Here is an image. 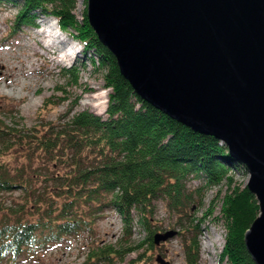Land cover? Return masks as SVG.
<instances>
[{
    "label": "trees",
    "instance_id": "1",
    "mask_svg": "<svg viewBox=\"0 0 264 264\" xmlns=\"http://www.w3.org/2000/svg\"><path fill=\"white\" fill-rule=\"evenodd\" d=\"M9 2L20 4L14 32L21 26H36L37 16H53L61 31L82 44L81 62L60 69L66 84L77 85L79 70L89 62L103 71L110 92L105 118L88 110L74 111L75 98L53 121L40 119L39 125L19 127L0 120L1 151L11 150L14 162L0 163V193H20L8 206L0 203V264L33 259L68 237L94 233L96 221L108 210L121 217L123 233L115 244L91 247L86 264L123 260L145 244L151 249L155 202L165 200L171 211L189 216L185 211L193 198V191L186 187L189 178L201 181L193 192L197 194L226 185L223 195L218 189L211 201L221 200L219 213L225 229L218 264H255L243 235L259 207L246 185L235 183V172L247 171L228 154L225 144L194 132L135 94L114 56L89 26L86 0L80 18L75 13L76 0H0V4ZM55 90L62 96L45 98L38 112L54 98L56 103L66 99L64 86L57 85ZM133 212L147 234L136 244L124 245L133 234ZM190 229L194 235L185 240V261L197 264L201 231L197 224Z\"/></svg>",
    "mask_w": 264,
    "mask_h": 264
},
{
    "label": "water",
    "instance_id": "2",
    "mask_svg": "<svg viewBox=\"0 0 264 264\" xmlns=\"http://www.w3.org/2000/svg\"><path fill=\"white\" fill-rule=\"evenodd\" d=\"M86 17L139 98L244 165L259 214L243 241L264 264V0H86Z\"/></svg>",
    "mask_w": 264,
    "mask_h": 264
},
{
    "label": "rangeland",
    "instance_id": "3",
    "mask_svg": "<svg viewBox=\"0 0 264 264\" xmlns=\"http://www.w3.org/2000/svg\"><path fill=\"white\" fill-rule=\"evenodd\" d=\"M76 1L75 13L80 18L84 0ZM19 10L20 4L17 3L0 4V120L7 125L16 122L19 127L39 125L40 119L53 121L67 110L75 98H77V103L74 111L88 110L105 118L107 96L110 89L104 84L101 69H94L87 62L86 68L79 70L78 84L72 86L66 84V79L60 76L62 67H68L73 62L79 64L84 58L82 44L72 39L67 32L62 31L67 38V46L74 47L69 50L71 56L67 57L66 61H59L62 56L59 44H56L55 48L46 54L39 41L40 38L34 33V30L41 21L52 23L53 27L57 29L56 19L53 16H37L34 21L36 26H21L14 32L13 27ZM29 45H33L35 51ZM28 62H32L30 73L29 66L27 67ZM57 85L64 86L67 92L66 99L56 103L54 98L53 103L38 112L45 98L62 96L61 92L55 90ZM10 151L2 152L0 147V163L2 161L14 163ZM234 181L239 186L246 185L248 173L236 171ZM200 185L201 181L194 178H189L186 183L187 190L193 192ZM218 189H221V197L226 189L225 183L220 187L204 188L200 194L191 192L193 198L189 203V208L185 210L189 216L180 217L167 207L165 200L158 199L154 204V216L150 221L153 234L173 229L176 231V235L159 245H153L151 249L145 244L137 251L126 254L123 260L116 258L110 264H157L155 262L157 254H160L170 264H187L184 245L185 240L194 235L190 228L195 224L201 231L198 235L199 260L197 264H218L225 236V229L219 213L221 200L217 199L213 204L211 202ZM19 196V191L0 193V203L8 206L11 200ZM210 205H213L212 213L204 216ZM198 218H202V220L197 221ZM122 233L121 217L115 211L108 210L96 221L94 233L83 232L77 237H68L59 246L51 248L43 254H38L33 259L20 258L16 260L15 264H86L91 247L115 244ZM146 234V230L139 224L137 214L133 212V234L130 241L123 242L124 245H127V242H130L131 245L136 244L142 241ZM207 237L213 239L214 242L211 247L204 250Z\"/></svg>",
    "mask_w": 264,
    "mask_h": 264
},
{
    "label": "bare ground",
    "instance_id": "4",
    "mask_svg": "<svg viewBox=\"0 0 264 264\" xmlns=\"http://www.w3.org/2000/svg\"><path fill=\"white\" fill-rule=\"evenodd\" d=\"M57 30H58V33H57ZM57 30L53 27L52 23H49L46 21H41L40 25L35 28L34 33L37 36H39V38H40L39 41L42 44L46 54L51 52L55 48L56 44H59L60 51H62V56L60 57L59 61L60 60L66 61L67 57L71 56V52H69V50L73 49L74 47L70 46V45L68 47L67 46V43H68L67 38L58 28H57ZM29 47L32 48L33 51H35V48L33 45H29ZM31 63L32 62H28V65H27V67L29 66V73H30V71H32ZM32 105H33V103H32ZM207 239L208 240L205 242V245H204V250H206L207 247H211L213 245V242H214L213 239H210L209 237H207Z\"/></svg>",
    "mask_w": 264,
    "mask_h": 264
}]
</instances>
